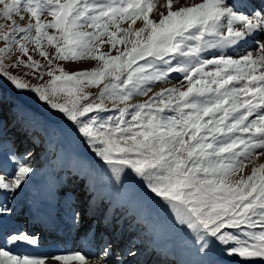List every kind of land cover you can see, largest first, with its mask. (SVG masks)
I'll list each match as a JSON object with an SVG mask.
<instances>
[{
  "label": "snow or ice",
  "instance_id": "6c2138e0",
  "mask_svg": "<svg viewBox=\"0 0 264 264\" xmlns=\"http://www.w3.org/2000/svg\"><path fill=\"white\" fill-rule=\"evenodd\" d=\"M250 41L251 51L224 54ZM85 61L97 66L62 63ZM9 68L49 79L33 86ZM172 73L182 80L168 86ZM0 76L66 115L117 179L135 173L191 230L197 253L220 246L242 264L264 261V0H0ZM16 163L0 190L33 172ZM6 243L39 239L18 232ZM49 261L127 264L110 244L95 256L0 247V264Z\"/></svg>",
  "mask_w": 264,
  "mask_h": 264
},
{
  "label": "rangeland",
  "instance_id": "374dc122",
  "mask_svg": "<svg viewBox=\"0 0 264 264\" xmlns=\"http://www.w3.org/2000/svg\"><path fill=\"white\" fill-rule=\"evenodd\" d=\"M104 50H107V47ZM35 58L41 59L38 54ZM62 63L69 71L97 66L95 61ZM8 71L13 75L24 76L28 69L9 68ZM24 78L33 86L43 84L49 79L45 76L40 80L33 75ZM170 79L179 83L182 74L172 73ZM159 87L158 85L155 90H159ZM89 91L95 95L99 89L92 88ZM1 99L5 100L9 108L0 105V176L12 178L17 171L16 161L21 157L25 158L33 172L29 173L28 178L14 193L0 190V206L10 210L0 215V247L10 249L13 254L35 257L47 256L45 250L49 246L57 247L53 252L61 250L65 246L52 238L51 240L55 242L48 241L49 238L41 242L44 234L39 233V229L35 227L39 225V220L34 219L33 224L30 220L31 215L46 213L51 207H56L59 215L68 213L74 220H78L84 215L82 209L88 210L82 205L87 206L86 202L90 195L95 196L97 192L93 203L99 199L98 212L107 217L109 226L98 233L94 227L97 219H94L91 223L93 227L82 238V240L97 238V254L106 244H110L112 250H115L116 247L114 248L112 244L114 238L109 237L110 241L106 237L109 231H113L114 226L120 229V233L116 235L113 232L111 236L130 239L131 248L126 246L124 250L114 251L126 262L132 258L125 255L131 249L136 255L149 253V256H144L143 261L140 259V263L142 261L146 264L150 262L152 255L157 254L158 260H161L159 264H167L170 260L176 261V264H201L202 261H210L211 264H242L240 258L220 251V246L208 255L197 253L196 245L193 243L194 234L186 226L179 224L171 207L161 197L151 192L130 169L117 179L111 167L93 151L77 126L66 115L40 100L37 93L17 89L9 80L0 76ZM139 99L144 100L147 97ZM68 184L73 187H69ZM82 195H86V201ZM77 198L79 200H76ZM68 204L76 208L70 211ZM59 218L62 219L64 216ZM18 232L34 235L39 239V243L15 247L6 243V238L10 234ZM67 250L70 252L66 254L84 253L81 246ZM248 264H264V261L257 259L249 261Z\"/></svg>",
  "mask_w": 264,
  "mask_h": 264
},
{
  "label": "bare ground",
  "instance_id": "6f19581e",
  "mask_svg": "<svg viewBox=\"0 0 264 264\" xmlns=\"http://www.w3.org/2000/svg\"><path fill=\"white\" fill-rule=\"evenodd\" d=\"M189 2L200 3L201 0H189ZM180 3L181 4L185 3V0H180ZM153 15L155 16V13ZM253 47H254V45H252V43L250 41L248 45H244L242 47H239L235 51L225 50L224 54L237 56L239 54H243L245 51H251L253 49ZM216 51L218 54H220V50H216ZM204 58H211V57H209L207 54H205ZM173 82L168 86H172L173 84H178V82H174V83ZM68 185H69V187H73L70 184H68ZM96 194H97V192H96ZM96 194H95V196L90 195V197L88 198V201L86 202V204H88L87 206L82 205V207H87L86 209H88V210L85 211L82 209V213L84 215L78 220H76V219L74 220V217L72 218V216H70L68 213H65V214L62 213L63 215H59L57 208L51 207V206H50L51 208L49 207L50 208L49 212L40 213L39 215H33V214L31 215V219H30L31 221H33L34 219L39 220L38 221L39 225L35 226L39 229V233L41 232L42 234H44V236H46L44 239H42L44 237V236H42V238H41L42 243L44 241H46V239H48V238L50 239L48 241H52L51 240V238H52L53 240L57 241V243L60 242L65 246L61 250L58 249V251H56V252L55 251L53 252V249L57 248V247H55V246L47 247L45 250L46 251L45 254L47 256H52L53 254L55 255L56 253L66 254V252H70L67 249H69V248L71 249V247L75 248V247H79V246L82 247L84 254H86L88 256L97 255V238L95 239L94 237L93 238L91 237L88 240H82L83 236L87 233V231L91 227H93V224H91V223L94 221V219H97L96 223L94 222L95 223L94 227H95V230H98V233L103 228H107L109 226L108 220L106 219L107 217L102 216L98 212L99 207H100V205L97 206V204L99 203V199H97V202L95 201V204L93 203V201L96 197ZM82 198H85L84 201H86V195H84V196L82 195ZM82 198L80 197V200ZM102 199L104 200L103 197H102ZM76 200H79V198H77ZM68 207L70 208V211H71V209L76 208V206L74 208V206H71L69 204H68ZM60 216H62V217L64 216V218L60 219L59 218ZM34 223L35 222L33 221V224ZM76 223L78 225H75ZM106 223H108V224H106ZM28 226L30 228V225H28ZM114 229H118V228L117 227L114 228V226H113V228H112L113 231H109L106 235L108 240H110L109 237L114 238L113 243H112L114 245V248L116 247L114 251L117 252L118 249L124 250V249H126V246H129L131 248L129 238L123 239L124 237L120 236V239H118V238H116L117 236H111V233H113V232H115L114 234H116V235H118L120 233V229H118L116 231H114ZM57 233H60V234L56 235ZM121 238L123 239L122 241H121ZM55 241H52V242H55ZM48 244L49 243H46V244L44 243V245H48ZM148 254L149 253L144 252L142 254L135 255V257H132L133 259L130 258L128 260L127 264H132L133 262H137L138 264H146L145 262H142V261L145 258L144 256H146ZM157 257H158V254L152 255L150 262L148 264H157V262L159 264V261H161V260L160 259L158 260ZM140 259H142L141 263H140ZM164 262H166V261H164ZM170 263L176 264V261L170 260L167 262V264H170ZM48 264H54V262L49 261ZM133 264H135V263H133Z\"/></svg>",
  "mask_w": 264,
  "mask_h": 264
},
{
  "label": "trees",
  "instance_id": "16d2710c",
  "mask_svg": "<svg viewBox=\"0 0 264 264\" xmlns=\"http://www.w3.org/2000/svg\"><path fill=\"white\" fill-rule=\"evenodd\" d=\"M6 104H7V103L5 102L4 99H1V100H0V105H1L2 107H5V108H6V107H7ZM7 108H9V106H8Z\"/></svg>",
  "mask_w": 264,
  "mask_h": 264
}]
</instances>
